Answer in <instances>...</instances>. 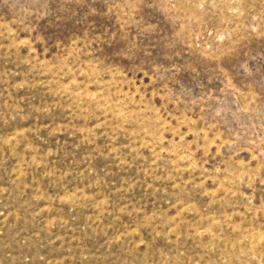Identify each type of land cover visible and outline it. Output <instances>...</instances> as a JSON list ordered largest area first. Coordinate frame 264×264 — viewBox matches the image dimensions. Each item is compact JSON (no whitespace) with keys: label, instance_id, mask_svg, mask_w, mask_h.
Listing matches in <instances>:
<instances>
[{"label":"rangeland","instance_id":"rangeland-1","mask_svg":"<svg viewBox=\"0 0 264 264\" xmlns=\"http://www.w3.org/2000/svg\"><path fill=\"white\" fill-rule=\"evenodd\" d=\"M0 264H264V0H0Z\"/></svg>","mask_w":264,"mask_h":264}]
</instances>
